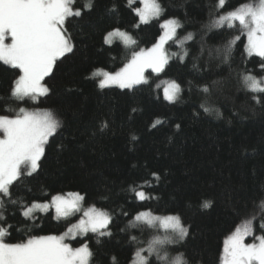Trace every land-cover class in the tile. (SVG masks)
Returning a JSON list of instances; mask_svg holds the SVG:
<instances>
[{
    "label": "trees",
    "instance_id": "obj_1",
    "mask_svg": "<svg viewBox=\"0 0 264 264\" xmlns=\"http://www.w3.org/2000/svg\"><path fill=\"white\" fill-rule=\"evenodd\" d=\"M76 2L82 6L86 0ZM156 2L162 18L142 24L132 10L140 2L130 7L129 0H94L82 20L66 24L74 53L45 77L50 91L38 101L11 97L19 70L0 61V115L33 108L52 111L61 122L49 138L42 170L11 189L18 203L5 198L0 211L13 225L5 242L66 232L79 216L56 219L49 209L29 218L22 211L72 193L84 197V208L112 217L111 236L88 233L71 241L74 248L88 244L94 254L90 264H136L139 249L148 255L164 218L148 224L135 220L139 212L180 218L189 235L167 250L172 256L183 253L187 264H223L225 241L249 221L253 232L245 240L264 237V94L247 90L241 79L248 73L264 78V58L247 56V38L238 27L213 25L219 15L256 0H227L221 10L218 0ZM169 19L181 25L178 38H191L184 47L169 42L170 60L162 72H148L147 83L131 89L98 87L93 72L119 70L134 50L152 47L164 33L162 20ZM113 28L129 33L136 45H108L105 36ZM169 81L180 85L175 101L164 96ZM104 121L108 127L101 131ZM139 190L151 199L140 200ZM205 201L211 207H203ZM152 262L161 264L155 256Z\"/></svg>",
    "mask_w": 264,
    "mask_h": 264
},
{
    "label": "snow or ice",
    "instance_id": "obj_2",
    "mask_svg": "<svg viewBox=\"0 0 264 264\" xmlns=\"http://www.w3.org/2000/svg\"><path fill=\"white\" fill-rule=\"evenodd\" d=\"M133 3L135 0H129L130 7ZM225 5L226 0H218L219 8L222 9ZM93 7L94 0H86L82 6H78L76 0H0V61L20 70L10 86L11 97L18 101H25L26 98L35 101L49 93L50 89L42 81L45 77H50L57 62H62L68 54H73L76 47L73 34L68 31L66 24L71 27L73 20H82ZM115 10L113 5L111 11ZM132 10L143 23H148L150 17H157L161 13L159 4L154 0H144L143 8ZM237 22L239 30L247 36L248 53L264 57V0L242 4L221 14L213 21V25L235 28ZM178 27L175 20L165 21L163 35L151 48L134 50L127 63L119 70L98 69L93 73L98 78V87L104 89L115 85L121 89H131L147 83V69L156 73L163 71L168 63L164 45L169 40L183 44L176 36ZM113 37L122 38L127 45H136L132 36L120 28L108 30L105 42L111 45ZM8 38L10 42L5 43ZM190 38L189 36L188 39ZM235 39H239V36ZM230 49L231 44L224 49L225 61L230 58ZM241 79L247 90L254 94H264V78L257 79L248 73L242 75ZM204 91L208 92L209 89L205 87ZM179 92L180 85L173 82L165 94L168 100H175ZM253 99L256 103L260 102L258 95H253ZM205 111L211 109L205 108ZM60 127L61 122L52 111H28L20 108L15 115H0V209L5 208V198L7 203H18L11 199V189L25 175L32 176L42 170V159L46 156L49 138ZM107 127L108 123L104 121L100 130ZM136 195L140 200L151 199L143 190L137 191ZM83 199L79 193L72 194L70 198L57 194L46 202H33L31 206H23L22 215L30 218L34 209H54L56 219L67 217L71 211H79ZM203 207H211V203L205 201ZM157 219L159 218L149 212H139L135 216L136 221L148 224ZM111 223L112 217L108 213L97 211L93 207L84 212L83 218L73 228L60 235H28L21 242L8 243L4 238L11 235L13 225L8 223L3 211H0V264H90L94 254L88 244L82 243L73 248L65 242L66 239H74L75 235H86L89 232L97 233L98 236H111L112 233L108 230ZM163 225L170 236L150 242L148 255L143 254L144 249L137 250L136 264H150L152 256L161 264H187L182 261L183 253L172 256L163 246L184 241L189 235L188 228L178 216L165 217ZM261 228L264 229V224H261ZM252 232V222L249 221L228 237L225 241L223 264H264V237H259L258 243H245V237L252 235ZM132 239L135 240V237Z\"/></svg>",
    "mask_w": 264,
    "mask_h": 264
},
{
    "label": "rangeland",
    "instance_id": "obj_3",
    "mask_svg": "<svg viewBox=\"0 0 264 264\" xmlns=\"http://www.w3.org/2000/svg\"><path fill=\"white\" fill-rule=\"evenodd\" d=\"M140 2L141 3V5L140 6H138V8H143L144 7V0H135V2ZM227 1V0H226ZM150 2H152V0H150ZM154 2L155 3H157V4H159L158 2H156V0H154ZM159 6H160V9H161V13H160V15L159 16H157V17H150L149 18V21H148V23L149 22H151V21H153V20H156V19H161L162 18V16H163V8L161 7V5L159 4ZM217 10H221V8H219L218 7V5H217ZM170 20V19H169ZM171 20H173V19H171ZM165 21H167V20H162V22H161V24H162V27H163V24L165 23ZM176 21V20H175ZM141 22V21H140ZM177 23H178V25H179V27L177 28V30H176V36L178 37V31H179V29H180V27H181V25H180V23L178 22V21H176ZM142 24H146V23H143V22H141ZM236 27H238L239 28V25H238V22H237V25H236ZM163 30H164V28H163ZM127 33V32H126ZM129 34V33H128ZM130 35V34H129ZM245 36H246V34H245ZM133 38V37H132ZM246 38H247V36H246ZM134 39V38H133ZM180 40H182L183 41V44L181 45L180 43H174L176 46H178V47H184V45L186 44V43H188L189 42V40L190 39H188V38H179ZM172 40H169L165 45H164V51H165V53L167 54V56H168V62H169V60H170V53L168 52V48H167V45L169 44V42H171ZM10 42V38H8V39H6V41H5V43H9ZM115 42H121L122 44H124L125 46H127V47H131V46H133V45H127V44H125L124 42H123V39L122 38H119V37H113V42H112V44L113 43H115ZM108 44V43H107ZM109 45V44H108ZM151 48V47H150ZM148 49V48H147ZM182 50H184V49H181V51ZM180 51V50H179ZM173 52H175V50L173 51ZM246 54H247V56H258V55H256L255 53H253V54H249L248 53V51H247V45H246ZM260 57V56H259ZM264 58V57H263ZM3 62V61H2ZM166 66V65H165ZM165 66H164V68H165ZM20 71V70H19ZM97 71V70H96ZM95 71V72H96ZM148 72H153V73H155V74H157L156 72H154L153 70H151V69H147L146 71H145V77H146V80H147V73ZM162 72V71H161ZM94 73V72H93ZM160 73V72H159ZM92 77L93 78H95V79H97L98 80V78L97 77H94L93 76V74H92ZM173 82H175V81H169V82H166L165 83V87H164V96L167 98V96H166V94H165V91H166V89H169L170 88V85L173 83ZM175 83H177V82H175ZM178 84V83H177ZM110 87H118V86H115V85H113V86H110ZM179 94H180V92H179ZM179 94L177 95V98H178V96H179ZM43 96V95H42ZM42 96H40V97H42ZM39 97V98H40ZM38 98V99H39ZM176 98V99H177ZM38 99L37 100H35V101H38ZM175 99V100H176ZM175 100H169V101H175ZM25 109H27L28 111H42V110H39V109H33V108H25ZM49 111V110H48ZM0 135H2V134H0ZM72 194H76V193H72ZM72 194H68V195H66L65 197L66 198H70V196L72 195ZM64 196V195H63ZM88 209L89 208H84V206H83V200L80 202V205H79V211H76V210H73V211H71L70 213H69V215L67 216V217H74V216H79L78 218H77V220H75L73 223H72V225L68 228V230L69 229H71V228H73V226L74 225H76L78 222H79V220L81 219V218H83V214H84V212L85 211H88ZM96 209V208H95ZM54 210V209H53ZM97 211H101V210H98V209H96ZM44 212H46V211H44V210H42V209H34V212H33V215H32V217L34 216V215H36V214H38V213H44ZM102 212H104V211H102ZM67 217H61V218H67ZM31 218V217H30ZM163 218H165V217H161L160 216V218L159 219H157V220H155L154 221V223L156 222V221H159V220H161V219H163ZM163 221L164 220H162V221H160V224H159V227H158V229L160 230L158 233H156V234H154L153 235V237L151 238V240L153 241L154 239H156V238H159V239H164L165 237H169L170 236V232L168 231V230H166L165 228H164V225H163ZM67 230V231H68ZM66 231V232H67ZM89 233H91V232H89ZM83 236H85V235H75V238H77V237H83ZM74 238V239H75ZM73 238H68V239H66V243H69V244H71V241L72 240H74ZM253 242H259V240H258V238H256V241L255 240H251V242H248L247 240H245V243H253ZM171 245H173V244H167V245H164L163 247H166V248H168L169 246H171ZM71 246H72V244H71ZM73 247V246H72ZM74 248V247H73Z\"/></svg>",
    "mask_w": 264,
    "mask_h": 264
},
{
    "label": "bare ground",
    "instance_id": "obj_4",
    "mask_svg": "<svg viewBox=\"0 0 264 264\" xmlns=\"http://www.w3.org/2000/svg\"><path fill=\"white\" fill-rule=\"evenodd\" d=\"M86 208V207H85Z\"/></svg>",
    "mask_w": 264,
    "mask_h": 264
}]
</instances>
